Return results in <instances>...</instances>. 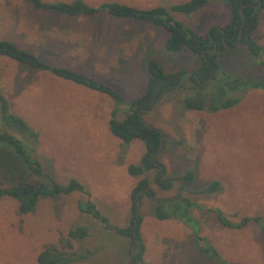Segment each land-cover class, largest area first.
I'll list each match as a JSON object with an SVG mask.
<instances>
[{"label":"rangeland","instance_id":"rangeland-1","mask_svg":"<svg viewBox=\"0 0 264 264\" xmlns=\"http://www.w3.org/2000/svg\"><path fill=\"white\" fill-rule=\"evenodd\" d=\"M86 1L152 8L187 0ZM260 9L254 38L264 46V7ZM173 15L202 34L230 19L222 0H209L191 15ZM167 36L165 29L148 22L109 14L69 18L37 9L25 0H0V39H10L52 65L105 82L117 88L127 102L147 90L149 59L158 60L168 70H192L197 65L188 51H168ZM223 63L239 75L264 80V56L258 61L244 51L228 53ZM0 88L11 111L38 131L37 155L46 179L65 184L77 178L89 191L43 198L29 214L19 212L16 199H1L0 264H40V252L54 245L66 249L62 240L78 225H87L90 234L74 240L73 249L87 251L89 256L73 264H131L132 238L82 212L79 204L91 201L113 226L125 227L133 216V190L143 178L156 192L155 198L147 194L140 198V233L147 264H223L201 251L199 246L206 248L209 243L229 262L264 264L262 227L252 223L242 229L227 228L215 212L223 211L232 221L257 214L264 217L263 90H251L238 105L217 112L188 110L166 101L144 115L147 123L164 134L159 155L165 167L162 175L174 178L173 187L165 190L156 183L158 168L140 176L129 173V165L140 162L145 145L141 140L124 144L110 132L115 102L107 95L6 56H0ZM188 170L195 172L190 185L180 180ZM8 180L0 174V183L8 185ZM214 180L221 182L220 192L199 195L188 191L201 190ZM176 195L195 199L192 215L197 224L154 214L155 199Z\"/></svg>","mask_w":264,"mask_h":264},{"label":"trees","instance_id":"trees-1","mask_svg":"<svg viewBox=\"0 0 264 264\" xmlns=\"http://www.w3.org/2000/svg\"><path fill=\"white\" fill-rule=\"evenodd\" d=\"M25 1L37 9L65 15L69 18L109 14L120 19L148 22L168 32L165 43L168 51L173 53L188 51L196 58L197 65L192 70L187 68L168 70L158 60L149 59L147 90L127 102L117 88L105 82L66 66L52 65L35 52L20 47L14 41L6 38L0 39V56H6L30 68L47 71L56 77L110 97L115 102V108L111 112L108 123L110 132L121 139L124 144L141 140L145 145V152L140 162L129 165V173L140 176L158 168L160 171L156 176V183L161 189H171L174 178L162 175L165 167L159 159L161 131L147 123L142 114H147V110L151 109L160 98V103L173 101L188 110L217 112L238 105L251 90L264 91L263 79L250 75H239L228 70L223 63L228 53L244 51L258 61L264 56V46L254 38V32L260 22L261 9L257 7L258 0H222L229 9L230 19L224 26L212 25L209 33L206 34L200 33L177 19L173 12L191 15L205 7L209 0H187L169 7L157 5L152 8H141L119 1H104L98 5H92L86 0ZM262 7H264V0H262ZM241 29L242 34L239 40ZM215 43L217 47L211 51ZM191 73L193 75L188 82L177 86ZM165 90L167 91L163 95ZM120 113L125 115L120 117ZM38 145V131L33 129L23 117L11 111L9 100L0 88V174L9 178L8 185L0 183V200L5 197L16 199L21 214L34 212L43 198L74 192L89 193L86 186L77 178H72L65 184L52 178L46 179L44 166L37 155ZM194 179L195 172L192 170H188L180 177L186 185H190ZM148 186V179L143 178L133 190V216L131 223L125 227L113 226L91 201L79 204L82 212L91 214L105 223L106 227L115 230L117 234L132 238V245L135 244L136 252L134 257L130 254L131 264H147L144 261L145 247L140 233L142 217L137 215V205L138 194L139 198L145 194L155 198L156 192L153 188L145 190ZM222 189L221 182L214 180L201 190L188 189V191L191 194L201 195L220 192ZM194 205H196L195 199L185 195L157 198L153 212L160 219L176 218L192 225L198 222L197 219L193 222ZM215 212L219 222L227 228L242 229L256 223L264 231V217L259 214L232 221L224 215L223 211L216 210ZM134 232H137L136 236ZM89 234L87 225L72 228L67 237L62 240L66 249H59L55 245L47 247L38 255V262L40 264H73L84 261L89 256V252L74 250L73 241L83 240ZM199 239L203 241L200 236ZM209 244L206 248L200 245L199 247H203L201 251L210 253L223 264H244L224 260L219 251L211 243Z\"/></svg>","mask_w":264,"mask_h":264},{"label":"water","instance_id":"water-1","mask_svg":"<svg viewBox=\"0 0 264 264\" xmlns=\"http://www.w3.org/2000/svg\"><path fill=\"white\" fill-rule=\"evenodd\" d=\"M258 1H259V4L257 5V7L259 8V7H261V5H262V0H258ZM244 18H245V15H244ZM214 25H215V24H214ZM210 28H211V27H210ZM210 28H208L207 33H209ZM241 34H242V29H241V32H240L239 40H240ZM216 47H217V43H215V46H214L213 49H211V51H214V50L216 49ZM192 75H193L192 73L189 74L185 79H183L181 82H179V83L177 84V86H180V85H182V84L188 82V81L191 79ZM166 91H167V90L164 91L163 95L166 93ZM163 95H162V96H163ZM162 96H161V97H162ZM160 100H161V98H160V99H159V100L153 105V107H152L151 109H148L147 112H152V111H154V110L156 109V107L159 105ZM142 117L144 118V115H143V114H142ZM163 145H164V134H163V132L161 131V144H160V149H162ZM149 189H150V187H147L145 190L148 191ZM139 209H140V198H139V194H138V205H137V211H138V212H137V215H139ZM136 235H137V232H134V236H136ZM135 250H136V247H135V244H133V245H132V248H131V255H132V257L135 256Z\"/></svg>","mask_w":264,"mask_h":264}]
</instances>
